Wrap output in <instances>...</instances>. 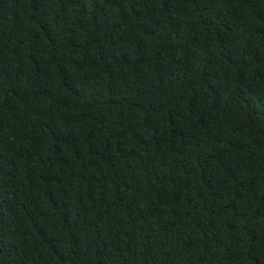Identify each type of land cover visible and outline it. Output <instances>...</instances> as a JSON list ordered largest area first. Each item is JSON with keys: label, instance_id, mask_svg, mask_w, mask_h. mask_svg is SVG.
<instances>
[{"label": "trees", "instance_id": "trees-1", "mask_svg": "<svg viewBox=\"0 0 264 264\" xmlns=\"http://www.w3.org/2000/svg\"><path fill=\"white\" fill-rule=\"evenodd\" d=\"M0 264H264V0H0Z\"/></svg>", "mask_w": 264, "mask_h": 264}]
</instances>
